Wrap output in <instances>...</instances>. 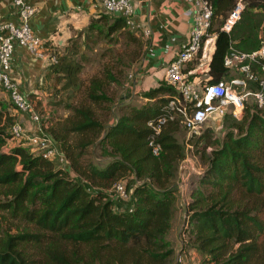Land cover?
Masks as SVG:
<instances>
[{"label": "trees", "instance_id": "1", "mask_svg": "<svg viewBox=\"0 0 264 264\" xmlns=\"http://www.w3.org/2000/svg\"><path fill=\"white\" fill-rule=\"evenodd\" d=\"M235 1L211 0L208 34L215 39L203 84L237 77L225 66V55L231 47L255 50L262 40L258 35L264 0L247 2L231 31L222 29ZM102 24L108 25L109 34L124 31L134 36L123 17L107 13L91 18L79 31L84 38L103 35ZM64 44L48 45L56 61L48 62L47 78L63 79L67 88L75 83L82 65L73 59L80 50L77 39L68 48ZM61 46L66 51L59 56ZM247 83L250 91L256 90L254 82ZM104 89L101 79L91 78L87 99L108 100ZM176 95L161 80L142 93L147 103L126 104L108 126L94 117L89 106H70L71 115L51 123L46 131L69 160L65 169L29 147H6L15 117L0 100V190L7 196L0 201V212L30 225L16 233H0V264H176L169 233L177 211L180 164L187 154L177 138L182 126L178 119L165 125L156 138L158 155L148 145L147 127ZM225 127L221 139L210 133L198 137L205 146H213L200 155L205 167L194 180L181 230L186 236L180 240L202 264H264V105L254 101L245 105L242 119H232ZM71 133L80 139L69 141ZM97 138L107 146L110 159L102 167L83 164L80 158ZM124 179L131 210L113 207L110 189ZM31 251L39 256L34 258Z\"/></svg>", "mask_w": 264, "mask_h": 264}, {"label": "built area", "instance_id": "2", "mask_svg": "<svg viewBox=\"0 0 264 264\" xmlns=\"http://www.w3.org/2000/svg\"><path fill=\"white\" fill-rule=\"evenodd\" d=\"M100 3L103 11L107 14H116L125 19L126 24L135 29L133 21V4L131 0H94ZM194 7L192 12V28L188 38L182 42L174 57L169 61L164 71V81L172 86L177 95L165 106V112L156 119L149 120L147 127L151 130L148 145L154 155L160 153V144L156 141L165 125L176 119L189 134L199 133L203 126L211 122L216 128L223 124L225 115H230L236 120L242 119L248 96L259 106L264 105V39L261 40L257 49L252 51H240L230 48L224 57L225 66L240 73L228 81L203 85L196 83L195 78L189 79V75L196 72L195 68H189V64L195 60L202 61L206 58V44L208 42V29L211 26L213 4L211 0H188ZM18 9V20L0 23V91L7 93L15 110L27 114L28 117L39 124L40 117L35 113L30 99L19 89L17 81L11 75L10 56L15 45L25 47L31 54L40 59L56 61V56L50 52L45 40L40 38L32 29L30 19L35 11L31 0H13ZM241 0H236L228 13L222 29L230 32L234 24L240 19L244 8ZM150 31L144 30L148 35ZM256 65L260 70L252 69ZM207 71V69H206ZM254 82L256 90H246L247 82ZM40 128V125H38ZM11 138L33 145L44 158L54 161L62 168L69 167V161L61 151L59 145L47 134L40 131L32 135L25 133L22 125L15 122L11 126ZM23 146L24 144L21 143ZM187 156L181 161L180 175L183 174V163ZM187 179V177H186ZM179 184L180 189L186 188V181ZM113 201H121L120 208L131 210V193L126 189L125 183L116 182L110 189ZM190 201V191L189 200ZM185 233L180 232L183 240ZM181 240V241H182Z\"/></svg>", "mask_w": 264, "mask_h": 264}, {"label": "crops", "instance_id": "3", "mask_svg": "<svg viewBox=\"0 0 264 264\" xmlns=\"http://www.w3.org/2000/svg\"><path fill=\"white\" fill-rule=\"evenodd\" d=\"M131 2L133 21L136 25L132 31L139 39L141 49L130 66V73H133L135 77L130 91L123 98L130 100L137 94L139 98L147 101L142 93L157 87L159 81L164 80L166 65L174 57L180 44L188 38L192 28L194 7L188 0H131ZM31 3L35 11L30 19V25L40 38L52 46L63 45L73 32L85 29L91 18L99 13H105L100 3L94 0H31ZM114 16L118 15L114 14ZM17 20L18 9L13 0H0V23L17 22ZM145 29L150 31L148 35L144 34ZM258 36L264 39V20ZM214 39L215 35L210 34L206 44L207 66L214 49ZM48 62V59L37 58L25 47L15 45L10 56L11 75L25 96L30 97L32 94L39 93V89L47 86ZM192 67L197 71V65ZM256 68V71L260 70ZM246 90H249L248 86ZM249 99L253 101L250 96L246 101ZM12 115L16 116L15 122L23 125L25 133L33 129L30 128L31 123L29 125L23 114H16L13 110ZM39 131V128L36 129L35 134ZM185 195H187V188H179L176 198L177 211L169 233V239L173 242L175 249L176 264H191V259L197 255L194 250L183 248L179 237L186 223ZM113 202L114 209L125 205L118 200Z\"/></svg>", "mask_w": 264, "mask_h": 264}, {"label": "rangeland", "instance_id": "4", "mask_svg": "<svg viewBox=\"0 0 264 264\" xmlns=\"http://www.w3.org/2000/svg\"><path fill=\"white\" fill-rule=\"evenodd\" d=\"M241 1L244 5H246L247 2L253 0ZM108 15L115 17L113 14ZM102 29L103 35L91 34L87 38H84V36L82 37L80 31H75L73 32L71 38L64 44L66 45L65 48H68V46L75 39H77V42L80 44V50L73 56V59L82 65V68L72 86L65 88L63 86V79L58 82L48 79V84L45 88L43 87L39 89V93L32 94L28 97L32 103L35 113H37L40 117L39 124L33 122L27 114L15 110L8 94L0 91V100L9 105L10 113L12 114L13 110H15L16 114H23L29 125L31 123L30 128L33 129L27 130L26 133L28 135L35 133L36 129L39 128L38 125H40V131L44 133H47L46 131L49 132V125L51 123L55 125L67 116L71 115L70 106H78L81 104L89 106L93 111L94 117H96V119H98L104 126H108L113 124L115 120L124 112L123 106L126 104L141 106L147 103V101L139 98L137 94L132 96L130 100H125L123 98V96L130 91L132 81L135 77L133 73H130V66L140 53L141 47L139 39L137 40L138 43H136L133 39L134 36L131 37L129 33L124 31H117L109 34L107 24H102ZM65 51L66 50L63 49V46H61L58 48L57 55L60 56L65 53ZM201 63L202 64L199 65V61L195 60L189 65V67L194 65L198 66L197 71L193 75H189V79L191 80L195 78L196 83L199 85H203L202 81L207 76V58H205ZM231 74L234 76H240V73L236 70H232ZM93 77L101 79V81L105 83L104 91L108 96V100H102L98 103H94L87 99L86 91L90 84V80ZM251 103H253V101L249 99L246 101L245 105H250ZM14 117L16 118V116ZM232 119L234 118L230 115L226 119L224 118L223 124L219 128H216L213 123L208 122L203 126L199 133L194 134H189L183 127L180 128L177 138L184 144L188 160L183 163V174L179 175L178 184H182L183 181L185 183L186 181V201L189 200L188 192H191L196 186L194 180L197 179V175L201 173L205 167L200 155L203 150L208 152L213 146H205V140L198 141V137L202 134L210 133L211 135H215L221 139L228 129L225 125L230 124ZM87 135L90 136L91 134L88 133ZM79 137V134L71 133L69 141L75 142ZM21 143H23L24 146L26 145V147H29L30 150L31 148L38 150L25 140H23V142L8 140L6 147H15L17 145H22ZM106 151L107 146L100 143V138H97L92 144L87 146L85 154L80 158V162L83 164L93 163L102 167L110 159ZM70 172L71 175H76L74 171ZM126 181L127 180L124 179L122 182L126 184ZM6 197L5 192L0 190V201L6 200ZM185 205L187 206V203ZM29 228L30 225L25 221L21 219H13L5 214V212H0V233L7 231H9V233H16L19 230H26ZM30 253H34V258L39 256L36 252L31 251ZM190 263L202 264L200 256H193Z\"/></svg>", "mask_w": 264, "mask_h": 264}]
</instances>
